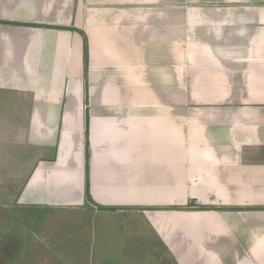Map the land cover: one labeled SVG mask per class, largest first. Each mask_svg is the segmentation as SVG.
<instances>
[{"label": "crops", "instance_id": "crops-1", "mask_svg": "<svg viewBox=\"0 0 264 264\" xmlns=\"http://www.w3.org/2000/svg\"><path fill=\"white\" fill-rule=\"evenodd\" d=\"M3 198L119 218L124 259L264 264V0H0Z\"/></svg>", "mask_w": 264, "mask_h": 264}, {"label": "rangeland", "instance_id": "rangeland-1", "mask_svg": "<svg viewBox=\"0 0 264 264\" xmlns=\"http://www.w3.org/2000/svg\"><path fill=\"white\" fill-rule=\"evenodd\" d=\"M11 123L17 124L18 121H9L8 127L10 131L12 128ZM10 131H8V134L11 133ZM13 136L14 135L10 134L8 137L1 136V138L9 140L13 139ZM16 202V200H8L7 198L0 200V264H36L29 262L32 259L31 256L34 255L32 254L34 248L30 251H25V256L27 257L28 255L30 257L26 262L22 258L16 261L11 260L13 259L11 256L16 255L18 252L15 245L22 244L21 240L16 242V236L21 237L22 234H24V236L30 234L31 238H34L31 241L32 243L39 239L42 241V244L49 245L48 247L51 249L52 253L51 259L49 257L50 260L48 264H58L57 262L60 264H175L174 258L171 259L172 257L169 254L166 255L164 250L157 249L156 247L158 244H155L154 241H151L153 245H150L146 240V248L139 247L137 244L136 249L140 252L136 250L137 253H134L133 257L124 259L123 255L119 256L116 250H119L120 245L116 242V235L121 238V234L132 235L133 233L127 231L125 233H120L119 231L118 233L113 232V230H111V228H113V223L117 224L120 222L119 218L114 216L105 214L97 215L95 213L93 219L90 218L87 221H82L79 220L81 217L71 216L70 212L66 210H54L48 213L46 211H41L37 216L38 211L18 210L19 206H17ZM22 216L26 219L25 226H22L19 221V218ZM32 218L34 220H32ZM37 220L40 222H37ZM85 223H88L89 227H87L88 225L86 226ZM92 225L94 228H90ZM142 225L147 227L145 223ZM101 226L102 228H100ZM141 230L142 233H140V235L143 234L144 236V229L142 227ZM87 237L89 239L84 244L83 240H86ZM91 239H96L99 245L105 247L106 257H104V253L97 247V243L90 245ZM7 241L11 242L9 243ZM3 246H5L4 250ZM38 250L39 252L41 251L42 255L44 251H47V248H38ZM156 251H158L157 257L155 255ZM145 253L147 255L146 259H141V256H145ZM55 255L58 261L54 259ZM194 258V260L197 259V257ZM22 260L24 263H22ZM176 262L180 264L178 261Z\"/></svg>", "mask_w": 264, "mask_h": 264}, {"label": "flooded vegetation", "instance_id": "flooded-vegetation-1", "mask_svg": "<svg viewBox=\"0 0 264 264\" xmlns=\"http://www.w3.org/2000/svg\"><path fill=\"white\" fill-rule=\"evenodd\" d=\"M4 248H5V246H3V250H4ZM16 256H17V254H16V255H13V256H11V257L13 258V259H11V260H15V261H16L17 259H18V260H20V259H21V258H17ZM11 257H10V258H11Z\"/></svg>", "mask_w": 264, "mask_h": 264}, {"label": "trees", "instance_id": "trees-1", "mask_svg": "<svg viewBox=\"0 0 264 264\" xmlns=\"http://www.w3.org/2000/svg\"><path fill=\"white\" fill-rule=\"evenodd\" d=\"M85 53H86V47H85ZM86 59H87V56L85 55Z\"/></svg>", "mask_w": 264, "mask_h": 264}]
</instances>
